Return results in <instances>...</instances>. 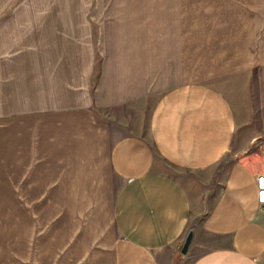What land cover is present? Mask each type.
Returning a JSON list of instances; mask_svg holds the SVG:
<instances>
[{"label":"crops","instance_id":"crops-1","mask_svg":"<svg viewBox=\"0 0 264 264\" xmlns=\"http://www.w3.org/2000/svg\"><path fill=\"white\" fill-rule=\"evenodd\" d=\"M215 1L264 2L0 0L7 264H264V12Z\"/></svg>","mask_w":264,"mask_h":264},{"label":"rangeland","instance_id":"rangeland-1","mask_svg":"<svg viewBox=\"0 0 264 264\" xmlns=\"http://www.w3.org/2000/svg\"><path fill=\"white\" fill-rule=\"evenodd\" d=\"M112 4V5H110ZM191 4V9L192 10H198V9H205L206 11H210V15H217L222 17V19L218 20V18H212L207 21H214L212 24H214L216 21L222 24L229 23L232 21L231 17L237 15L238 18L242 16H246L249 12L256 10L258 12H264V2H257V1H250V2H244V1H237V2H231V1H224V2H211L206 5L204 3H190ZM112 6V10H117L118 8H122L121 6L123 5V2H108L104 1L99 3V9H102L105 6ZM219 12H218V11ZM218 12V13H217ZM248 16V15H247ZM211 17V16H210ZM233 22V21H232ZM264 22V20H263ZM263 146H256L254 148L255 152H259L260 154H263L262 152ZM1 169H4L3 166L1 165ZM37 201L38 202V195H33L32 196V202ZM49 202H52L51 205L54 206V196L48 195V200ZM9 203H8V195H0V264H7L10 261V257L8 256L7 249H8V243H7V238H8V222H9V216L8 213L10 212L9 209ZM38 210H36V213L38 214ZM32 212V214H34ZM34 214L35 217L39 218V215ZM44 214V212H43ZM46 214H48V219L46 221L47 227L49 229H54L53 223L55 221L54 217V211L53 210H47ZM181 251L177 252L176 256V264H185L186 261L181 260ZM187 255V253L183 254V256ZM52 261L54 259H51Z\"/></svg>","mask_w":264,"mask_h":264},{"label":"built area","instance_id":"built-area-1","mask_svg":"<svg viewBox=\"0 0 264 264\" xmlns=\"http://www.w3.org/2000/svg\"><path fill=\"white\" fill-rule=\"evenodd\" d=\"M257 179V187L256 192L258 196L257 204L260 205L261 208L264 207V174L258 175Z\"/></svg>","mask_w":264,"mask_h":264},{"label":"water","instance_id":"water-1","mask_svg":"<svg viewBox=\"0 0 264 264\" xmlns=\"http://www.w3.org/2000/svg\"><path fill=\"white\" fill-rule=\"evenodd\" d=\"M193 236H194V234L191 231L187 233V236L181 245V253L182 254L188 253L189 246H190L191 242L193 241Z\"/></svg>","mask_w":264,"mask_h":264}]
</instances>
